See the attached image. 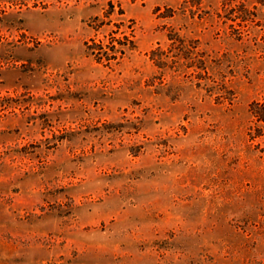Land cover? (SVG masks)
Instances as JSON below:
<instances>
[{
  "label": "rangeland",
  "instance_id": "1",
  "mask_svg": "<svg viewBox=\"0 0 264 264\" xmlns=\"http://www.w3.org/2000/svg\"><path fill=\"white\" fill-rule=\"evenodd\" d=\"M234 15L0 0V264H264V19Z\"/></svg>",
  "mask_w": 264,
  "mask_h": 264
},
{
  "label": "trees",
  "instance_id": "2",
  "mask_svg": "<svg viewBox=\"0 0 264 264\" xmlns=\"http://www.w3.org/2000/svg\"><path fill=\"white\" fill-rule=\"evenodd\" d=\"M222 3L233 5L236 11L234 20L238 18L244 26L258 24L264 19V0H222ZM237 31L241 35V30Z\"/></svg>",
  "mask_w": 264,
  "mask_h": 264
}]
</instances>
